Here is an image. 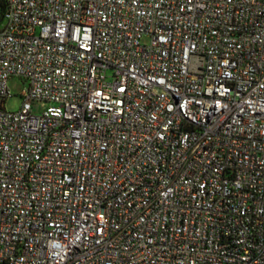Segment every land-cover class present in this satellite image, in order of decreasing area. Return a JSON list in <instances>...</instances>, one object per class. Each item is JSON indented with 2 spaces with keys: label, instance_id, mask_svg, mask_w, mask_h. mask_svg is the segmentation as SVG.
Here are the masks:
<instances>
[{
  "label": "built area",
  "instance_id": "2783aa9c",
  "mask_svg": "<svg viewBox=\"0 0 264 264\" xmlns=\"http://www.w3.org/2000/svg\"><path fill=\"white\" fill-rule=\"evenodd\" d=\"M0 264H264V0H0Z\"/></svg>",
  "mask_w": 264,
  "mask_h": 264
},
{
  "label": "rangeland",
  "instance_id": "374dc122",
  "mask_svg": "<svg viewBox=\"0 0 264 264\" xmlns=\"http://www.w3.org/2000/svg\"><path fill=\"white\" fill-rule=\"evenodd\" d=\"M9 89L11 90L12 97L8 100L6 109L8 111L16 112L21 107V94L24 89V82L18 78L11 79L9 82Z\"/></svg>",
  "mask_w": 264,
  "mask_h": 264
}]
</instances>
